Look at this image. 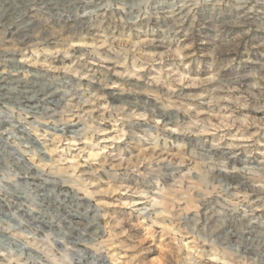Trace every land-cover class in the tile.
I'll return each mask as SVG.
<instances>
[{"label":"rangeland","instance_id":"374dc122","mask_svg":"<svg viewBox=\"0 0 264 264\" xmlns=\"http://www.w3.org/2000/svg\"><path fill=\"white\" fill-rule=\"evenodd\" d=\"M0 264H264V0H0Z\"/></svg>","mask_w":264,"mask_h":264},{"label":"bare ground","instance_id":"6f19581e","mask_svg":"<svg viewBox=\"0 0 264 264\" xmlns=\"http://www.w3.org/2000/svg\"><path fill=\"white\" fill-rule=\"evenodd\" d=\"M2 17V16H1ZM45 86V85H44ZM45 88V87H44ZM50 88V87H49ZM42 90H43V88H42ZM40 92V91H39ZM51 93H53L52 91H51ZM49 95V94H48ZM45 97V96H44Z\"/></svg>","mask_w":264,"mask_h":264}]
</instances>
